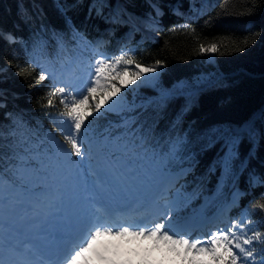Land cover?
I'll return each mask as SVG.
<instances>
[{
  "label": "trees",
  "instance_id": "16d2710c",
  "mask_svg": "<svg viewBox=\"0 0 264 264\" xmlns=\"http://www.w3.org/2000/svg\"><path fill=\"white\" fill-rule=\"evenodd\" d=\"M154 1L162 15L152 25L133 16L146 15L145 9L155 12L149 0H95V8L94 0H0V126L8 132L14 122H21L34 140H46L51 133L62 142L59 98L54 107H45L55 82L36 83L42 68L67 77L65 68L74 72L87 55L103 52L111 57L134 49L143 66L161 60L162 68L150 85L125 90V110L89 118L96 135L119 134L126 120H134V128L150 130L153 144L159 141L163 146L180 137L189 158L182 165L186 174L172 183L187 190L179 195L180 217L202 209L209 212L237 185L242 190L239 200L220 220L230 224L245 214L252 222L249 235L264 232V212L256 209L258 202H264V184L249 183L250 176L264 180V139L258 138L253 147L245 137L231 173L225 174L222 160L227 149L221 138L225 130L249 124L264 134V0ZM66 4L76 6L62 12ZM140 25L151 28L148 36H139ZM122 31L130 38L117 42ZM75 33L84 40L73 39ZM245 37L247 45L242 43ZM213 42L220 48L212 59L199 53L201 44ZM237 46L244 50L233 51ZM19 68L28 70L20 75ZM162 91L172 95L162 99ZM50 117L57 118L59 128L53 127ZM2 151L10 154L11 149L6 146ZM204 192L207 197L201 204ZM196 193L197 199L191 201ZM253 247L259 252L264 244Z\"/></svg>",
  "mask_w": 264,
  "mask_h": 264
},
{
  "label": "snow or ice",
  "instance_id": "6c2138e0",
  "mask_svg": "<svg viewBox=\"0 0 264 264\" xmlns=\"http://www.w3.org/2000/svg\"><path fill=\"white\" fill-rule=\"evenodd\" d=\"M75 6L66 4L61 11ZM95 7L94 0L92 8ZM153 8L156 16L162 15L155 5ZM8 39L14 42L13 37ZM73 39L84 37L75 33ZM242 43L247 45L250 41L245 37ZM219 48L213 42L201 44L198 51L217 53ZM232 50L244 49L237 46ZM134 51L121 50L111 57L96 53L94 62L90 61L75 79H61L54 71L42 68L36 83L46 79L55 82L46 94L45 107H54L59 98L62 111L58 118L64 125L62 142L51 133L46 140H34L21 122H14L8 132L0 126V264H128L117 249L97 243L103 236L148 239L154 247L163 244L188 264H264V248L258 252L253 247L264 244V232L253 231L249 235L252 222L244 218L245 214L231 219L230 224L222 220L224 226L191 238L193 223L180 217L166 186V182L187 172L182 167L189 159L184 155L185 140L176 137L163 146L159 141L153 144L150 130L134 128V120H126L119 134L109 132L99 137L92 129L90 117L114 112L117 105L126 109V104H121L123 97L117 95L121 92L117 82L126 87L141 77L154 80L155 75L145 74L159 72L161 60L145 67L136 60ZM27 70L19 68L18 74ZM128 74L131 78L123 81L122 77ZM170 95L171 92H161L162 99ZM50 118L53 127L59 128L57 118ZM245 137L254 147L264 134L249 124L225 130L221 136L227 149L222 160L225 174L231 173ZM6 146L11 149L10 154L2 151ZM253 147L249 148V159L253 158ZM249 183L255 186L264 184V180L250 176ZM111 189L118 190L126 201L119 209L110 197L100 195ZM145 191L153 192V196H144ZM238 195L233 196V201ZM20 208L26 209L24 216L18 215ZM256 209L264 212V202H258ZM118 210L123 215L117 216ZM26 226L33 238L22 243L20 236ZM48 236L53 237L54 246L46 249L40 239Z\"/></svg>",
  "mask_w": 264,
  "mask_h": 264
},
{
  "label": "rangeland",
  "instance_id": "374dc122",
  "mask_svg": "<svg viewBox=\"0 0 264 264\" xmlns=\"http://www.w3.org/2000/svg\"><path fill=\"white\" fill-rule=\"evenodd\" d=\"M149 1L151 2L152 6L153 5H155L156 7L158 6L156 1H154V0H149ZM209 1H210L209 3H211V2L216 1V0H209ZM145 11L147 13L145 15V18H142V19H141V17H139L138 14H136V15L135 14L133 15L132 13L131 14L134 17H136L137 19L144 20V21H146L152 25L156 24L159 17L156 16L155 12L148 11L146 9H145ZM153 18H154L155 22H153ZM127 24H128V28H129V26H131V25L128 21H127ZM128 28H126V29H128ZM139 29H140L139 30V32H140L139 36L140 37H146L151 32V28L148 27L147 25L146 26L140 25ZM126 32L127 31H124V32L122 31V33H120L123 37L121 35H118L117 42L120 41L122 38L124 39V41L129 40L130 36L127 35ZM118 46H119V44L116 45L117 48H119ZM206 56L209 59H212L213 53H206ZM146 66H148V65H146ZM83 67H87V66H85V64H80L79 66L76 65L77 69L74 72L69 70V68H65L66 73H64L63 75L68 74V76H71L70 79H72L73 76H81L83 74V72H82ZM161 68H162V66H161ZM161 68H160V70H161ZM158 73H156V74L146 73L145 75L149 76V77L155 75V77H156ZM130 78H131L130 74H128V75H124L122 77V80L127 81ZM152 82H153V79L144 80L143 77H141L139 80L135 81L133 84H128L126 87L121 86L120 83L118 82L117 86L121 87V92L118 93L117 95L123 97L121 104H124L125 90H127V89L134 90L141 85H150ZM116 107H120V106L117 105ZM183 168L186 169L187 167L183 166ZM176 171H179V169H176ZM178 192H180L182 194H186L187 190L182 188V190L178 191V189H176L174 191H170L168 194L169 196H171L172 199H174L176 201V203L178 202L177 200L179 198ZM197 193L194 196H192L191 201H195L197 199L198 194H199V193L198 194ZM206 195H207V193H205V192L203 194L201 193V195H200L201 196V199H200L201 204H202V201H204V198L207 197ZM177 207L179 209L178 205H177ZM25 212H26L25 208H20L17 210V213L20 216H24L26 214ZM196 231H198V229L193 227L192 237H191L192 239H195V237H193V235H194V232H196ZM97 243L99 245H106V246L114 247L115 249H117L120 253V258L122 260H127L128 264H188L187 260H183L179 256H176L174 253L168 251L163 244H160V245H157L154 247L153 241L148 240V239L131 238V237L117 238V237L103 236V237L99 238ZM205 259H206V257H205ZM95 264H97V262H95Z\"/></svg>",
  "mask_w": 264,
  "mask_h": 264
},
{
  "label": "bare ground",
  "instance_id": "6f19581e",
  "mask_svg": "<svg viewBox=\"0 0 264 264\" xmlns=\"http://www.w3.org/2000/svg\"><path fill=\"white\" fill-rule=\"evenodd\" d=\"M140 17H142V18H145V15H143V14H138ZM141 18V19H142ZM143 66V65H142ZM111 191H112V189L111 190H108V192H110L111 193ZM112 193L113 194H115V195H117V196H121V193L120 192H113L112 191ZM236 193L234 192L233 193V196L235 195ZM144 196H146V197H149V198H151L152 196H153V192H151V191H145L144 192ZM193 217V218H192ZM189 219H191V221H192V223H193V227L194 228H196V229H198L199 228V226H201L203 223H204V218H203V216H202V214H197V216H191ZM22 235H24V238L26 239V242L28 243L29 242V239L30 238H33V233L30 231V228L29 227H27L26 226V229H25V227L23 228V234ZM45 238V237H44ZM45 239H47L48 241H53V237H51V236H48V237H46ZM41 242V241H40ZM93 264H95V261H93Z\"/></svg>",
  "mask_w": 264,
  "mask_h": 264
}]
</instances>
